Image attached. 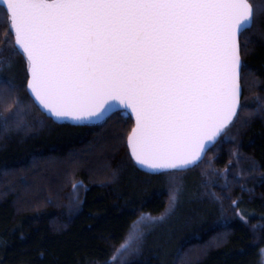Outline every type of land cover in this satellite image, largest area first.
I'll list each match as a JSON object with an SVG mask.
<instances>
[{"label":"trees","instance_id":"trees-1","mask_svg":"<svg viewBox=\"0 0 264 264\" xmlns=\"http://www.w3.org/2000/svg\"><path fill=\"white\" fill-rule=\"evenodd\" d=\"M249 35L241 104L251 107L264 97V17ZM14 48L0 5V65L23 84L26 60ZM17 95L32 127L0 134V264H262L264 115L239 112L247 126H231L197 166L171 177L131 156L129 113L127 123H72L31 103L27 90ZM148 216L163 219L145 225L138 251L123 255Z\"/></svg>","mask_w":264,"mask_h":264},{"label":"snow or ice","instance_id":"snow-or-ice-1","mask_svg":"<svg viewBox=\"0 0 264 264\" xmlns=\"http://www.w3.org/2000/svg\"><path fill=\"white\" fill-rule=\"evenodd\" d=\"M0 4L14 34L12 55L25 57L28 74L17 84L0 65V134L32 127L20 90L56 120L127 123L130 110L135 123L126 141L135 161L148 169L184 170L218 137H227L229 125L250 123L238 111L264 115V97L251 107L241 104V75L250 71L242 46L247 51L255 43L249 34L264 17V0ZM179 190L170 194L173 206ZM153 219L163 217H142ZM142 235L138 226L136 244L122 254L138 251Z\"/></svg>","mask_w":264,"mask_h":264},{"label":"water","instance_id":"water-1","mask_svg":"<svg viewBox=\"0 0 264 264\" xmlns=\"http://www.w3.org/2000/svg\"><path fill=\"white\" fill-rule=\"evenodd\" d=\"M1 6H3L2 4H0ZM4 7V6H3ZM241 60L243 62V58H242V53H241ZM241 103H242V98H243V88H242V75H241ZM44 109V108H43ZM46 112L47 110L44 109ZM120 111H125L123 110L122 108L120 109ZM127 112L129 113V115L131 116V113H130V110H127ZM48 113V112H47ZM239 113V111H238ZM50 114V113H49ZM51 115V114H50ZM134 121H135V117L134 116H131ZM61 121H66V122H72V123H83V124H95V123H101L103 122L104 120H92V121H73V120H61ZM235 122V119L233 121V123ZM231 127V125H229V128ZM224 134H222L220 137L217 138L216 142L214 144H211L209 145V147L206 149L205 153L201 156L200 160L196 161V163L194 165H190L188 168L184 169V170H154V169H148L146 168L145 166H142L143 168L149 170V171H154V172H168V171H172V172H176V171H186V170H189V169H192L193 167L197 166L200 161L202 160V158L206 155V153L208 152V150H210L219 140L220 138L223 136Z\"/></svg>","mask_w":264,"mask_h":264},{"label":"rangeland","instance_id":"rangeland-1","mask_svg":"<svg viewBox=\"0 0 264 264\" xmlns=\"http://www.w3.org/2000/svg\"><path fill=\"white\" fill-rule=\"evenodd\" d=\"M1 63V62H0ZM154 220V219H153ZM153 220H151L150 222H152ZM150 222H148L147 220H141L139 222V224L137 225V228L136 230H138V226L140 229H142L145 225L149 224ZM262 264H264V256H263V259H262Z\"/></svg>","mask_w":264,"mask_h":264}]
</instances>
